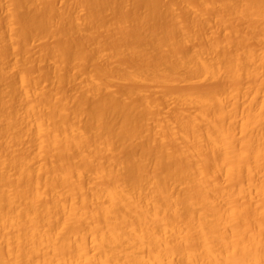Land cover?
<instances>
[{
    "label": "bare ground",
    "instance_id": "bare-ground-1",
    "mask_svg": "<svg viewBox=\"0 0 264 264\" xmlns=\"http://www.w3.org/2000/svg\"><path fill=\"white\" fill-rule=\"evenodd\" d=\"M0 264H264V0H0Z\"/></svg>",
    "mask_w": 264,
    "mask_h": 264
},
{
    "label": "rangeland",
    "instance_id": "rangeland-1",
    "mask_svg": "<svg viewBox=\"0 0 264 264\" xmlns=\"http://www.w3.org/2000/svg\"><path fill=\"white\" fill-rule=\"evenodd\" d=\"M164 2V1H163ZM37 44V43H36ZM35 46V45H34ZM37 46V45H36Z\"/></svg>",
    "mask_w": 264,
    "mask_h": 264
}]
</instances>
